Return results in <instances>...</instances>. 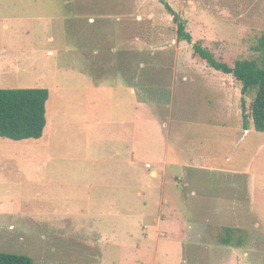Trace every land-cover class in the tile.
<instances>
[{
  "label": "rangeland",
  "instance_id": "1",
  "mask_svg": "<svg viewBox=\"0 0 264 264\" xmlns=\"http://www.w3.org/2000/svg\"><path fill=\"white\" fill-rule=\"evenodd\" d=\"M164 1L191 42L159 0H0V88L49 91L40 138L0 136L1 253L264 264V133L242 125L253 92L193 54L256 58L264 0Z\"/></svg>",
  "mask_w": 264,
  "mask_h": 264
},
{
  "label": "trees",
  "instance_id": "2",
  "mask_svg": "<svg viewBox=\"0 0 264 264\" xmlns=\"http://www.w3.org/2000/svg\"><path fill=\"white\" fill-rule=\"evenodd\" d=\"M159 1L174 15L177 40L191 42V35L186 31V21L178 17L164 0ZM254 50L258 52L256 58L236 59L230 66L216 59L199 42L193 45L194 56L224 74H231L241 84L242 95L253 92L248 114L244 110L245 101L241 99L242 125L248 129L250 118L255 131L264 133V32L258 38ZM48 97L49 91L46 88H0V136L14 141L40 138L46 126ZM0 264H33V261L26 255L0 252Z\"/></svg>",
  "mask_w": 264,
  "mask_h": 264
},
{
  "label": "crops",
  "instance_id": "3",
  "mask_svg": "<svg viewBox=\"0 0 264 264\" xmlns=\"http://www.w3.org/2000/svg\"><path fill=\"white\" fill-rule=\"evenodd\" d=\"M90 25H95L94 23H95V21H89L88 22ZM97 25V24H96ZM95 52V51H94ZM131 91L132 92H137V90L134 88V87H131ZM245 131H244V136L245 137H248L249 136V134H250V131H249V129H244ZM259 143H260V145H262V144H264V139H262L261 141H259ZM165 164V163H164ZM168 164V163H167ZM167 164H165L166 166L165 167H167ZM182 167H183V169L184 170H191V169H195L196 170V172L199 174V173H203V171H213V172H215V171H217V172H225L226 173V171H222L223 169H227V168H225V167H213V166H207V167H203L202 165H199V166H195V165H193V164H191V163H188V164H185V166L184 165H182ZM186 168V169H185ZM230 171L229 172H232L233 174L235 173V175H240L239 173H242L243 172V170L242 169H229ZM182 174H183V171H182ZM183 181H184V185L185 186H190L189 188H188V190L185 188V193L187 194V196L189 197V199H191V197L193 198V197H199L200 198V195H202L203 193H204V191L203 192H201V194H199V191L200 190H198V192H197V190H195V187L197 186V187H200V189H202L203 188V186L201 185V184H194L193 182H191V180L190 179H188V177L187 176H184L183 175ZM194 187V188H193ZM193 188V189H192ZM164 196L162 195V194H160L157 198H158V200L159 201H161L162 200V198H163ZM168 216V215H167ZM170 217V216H169ZM168 218V217H167ZM162 222H164V221H162ZM162 222H160V223H162ZM158 224V225H155L156 226V228L158 229V228H160V226H161V224Z\"/></svg>",
  "mask_w": 264,
  "mask_h": 264
}]
</instances>
